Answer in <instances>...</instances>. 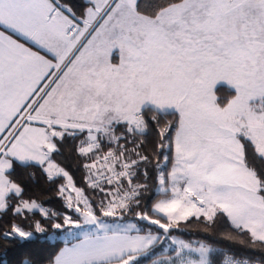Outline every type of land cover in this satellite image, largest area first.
<instances>
[{"label": "snow or ice", "instance_id": "obj_1", "mask_svg": "<svg viewBox=\"0 0 264 264\" xmlns=\"http://www.w3.org/2000/svg\"><path fill=\"white\" fill-rule=\"evenodd\" d=\"M0 264H264V0H0Z\"/></svg>", "mask_w": 264, "mask_h": 264}, {"label": "trees", "instance_id": "obj_2", "mask_svg": "<svg viewBox=\"0 0 264 264\" xmlns=\"http://www.w3.org/2000/svg\"><path fill=\"white\" fill-rule=\"evenodd\" d=\"M70 3H72L77 11L80 10L81 7V0H70ZM154 137L149 136L148 137V145L151 147L152 141ZM37 193L40 195H47V193L40 192L39 188H37ZM49 205L53 207L56 210L60 209L59 202L56 200L48 201ZM63 246V240L56 239L53 241L44 240L43 242L40 239H36L30 243L23 244L22 246L16 248L11 253V258L18 259L20 255L24 253H30L31 255L37 257V258H43L46 256L49 252L58 250L60 247Z\"/></svg>", "mask_w": 264, "mask_h": 264}, {"label": "crops", "instance_id": "obj_3", "mask_svg": "<svg viewBox=\"0 0 264 264\" xmlns=\"http://www.w3.org/2000/svg\"><path fill=\"white\" fill-rule=\"evenodd\" d=\"M63 247V246H62Z\"/></svg>", "mask_w": 264, "mask_h": 264}, {"label": "rangeland", "instance_id": "obj_4", "mask_svg": "<svg viewBox=\"0 0 264 264\" xmlns=\"http://www.w3.org/2000/svg\"><path fill=\"white\" fill-rule=\"evenodd\" d=\"M62 240V239H61Z\"/></svg>", "mask_w": 264, "mask_h": 264}]
</instances>
